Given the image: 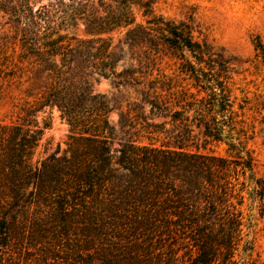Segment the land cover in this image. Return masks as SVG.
I'll use <instances>...</instances> for the list:
<instances>
[{
    "label": "trees",
    "instance_id": "1",
    "mask_svg": "<svg viewBox=\"0 0 264 264\" xmlns=\"http://www.w3.org/2000/svg\"><path fill=\"white\" fill-rule=\"evenodd\" d=\"M155 2L0 0L10 24L0 35V86L26 85L15 118L0 121V246L10 218L34 206L53 218L54 233L78 235L65 264H264L252 255L245 212L246 200L259 202L260 215L264 207L247 147L255 120L247 101L235 107L232 58L192 19L157 15ZM80 25L83 37L71 32ZM118 35L125 51L112 49ZM254 45L264 54L259 38ZM162 47L187 85L159 70ZM101 78L138 92L118 128L115 105L94 89ZM144 105L167 121L147 122ZM45 107L60 111L70 134L62 154L57 146L35 160ZM219 143L225 154L211 149Z\"/></svg>",
    "mask_w": 264,
    "mask_h": 264
},
{
    "label": "rangeland",
    "instance_id": "2",
    "mask_svg": "<svg viewBox=\"0 0 264 264\" xmlns=\"http://www.w3.org/2000/svg\"><path fill=\"white\" fill-rule=\"evenodd\" d=\"M153 8L157 15L165 18L176 21L192 19L201 31L200 38H204L216 49L222 48L232 58L234 68L229 80L231 96L236 99L235 107L236 103L247 101L251 108L245 112L248 121L255 120V130L247 147L255 158L254 175L264 178V54L255 50L254 45L258 38L264 44V0H156ZM5 21L7 16L0 13V35L10 34V24H4ZM71 32H75L78 37L84 36L82 25ZM121 48L126 50L122 35H118L113 41L112 49L118 52ZM161 49L157 65L159 70L174 77L181 85H187L189 80L186 76L178 75V60L170 57V51L164 47ZM25 86L16 87L9 81L0 86V121L9 122L15 118L24 97ZM94 89L106 94L115 105L116 109L110 113L109 120L118 128V113L126 111L128 103L137 100L136 88L117 87L112 79L101 78L94 84ZM256 108H260L261 113L255 112ZM142 111L147 116V122L167 121L162 117L147 115V105H144ZM36 119L39 126L47 124L48 127L43 130L41 144L34 159L52 153L57 146L58 155L62 154L70 128L60 111L56 107H45L36 114ZM133 125L139 130L144 124ZM165 128H170V125L166 124ZM118 147L119 143L115 138L111 142V148L114 150ZM211 149L218 154H225L226 145L219 143L212 145ZM5 204V201H0V209ZM258 204V201L246 200L245 212L251 214L253 223L252 255L264 260V207L263 214L260 215ZM27 209L24 213H18L14 221L10 218L11 237L7 245L0 246V264H65L71 249L73 253L78 235L70 231L68 237L71 239L67 240L65 235L54 233L51 227L53 218L48 217L46 212L36 210L34 206Z\"/></svg>",
    "mask_w": 264,
    "mask_h": 264
}]
</instances>
